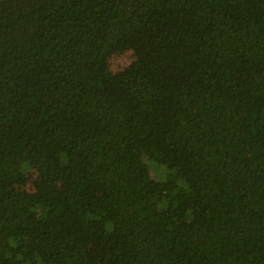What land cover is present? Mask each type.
Returning <instances> with one entry per match:
<instances>
[{
	"label": "trees",
	"instance_id": "trees-1",
	"mask_svg": "<svg viewBox=\"0 0 264 264\" xmlns=\"http://www.w3.org/2000/svg\"><path fill=\"white\" fill-rule=\"evenodd\" d=\"M91 244L264 264V0H0V264Z\"/></svg>",
	"mask_w": 264,
	"mask_h": 264
},
{
	"label": "rangeland",
	"instance_id": "rangeland-1",
	"mask_svg": "<svg viewBox=\"0 0 264 264\" xmlns=\"http://www.w3.org/2000/svg\"><path fill=\"white\" fill-rule=\"evenodd\" d=\"M132 60V52L126 51L121 53H116L110 57V67L112 70H119L126 66L128 63H130ZM36 174V170L30 169L27 172V177L18 185L19 189L24 191H30L32 190V183L33 178ZM95 246L94 244H91L89 256L87 257V260L85 264H95L96 262V256L94 252Z\"/></svg>",
	"mask_w": 264,
	"mask_h": 264
}]
</instances>
